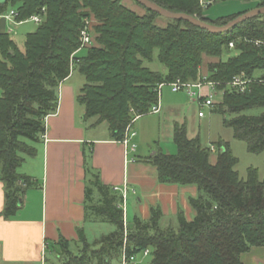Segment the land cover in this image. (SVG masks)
<instances>
[{"label":"trees","instance_id":"1","mask_svg":"<svg viewBox=\"0 0 264 264\" xmlns=\"http://www.w3.org/2000/svg\"><path fill=\"white\" fill-rule=\"evenodd\" d=\"M151 1L215 25L248 11L213 20L203 14V0ZM256 1V7L264 6V0ZM8 5L17 12V21L34 14H43L44 20L27 34L25 51L9 32H0V180L6 186L2 211L6 218L17 213L23 196L38 185L19 169L27 157L38 154L45 119L57 111L60 83L74 66L85 77L77 95L85 107L84 118H96V124L107 122L112 138L118 141L125 138L133 119L149 113L159 102L161 84L200 79L206 55L218 59L209 63L208 79L219 82L218 89H225L218 110L240 113L264 106V73L254 75L257 69H264V14L228 31L211 33L178 19L167 18V24L160 26L155 19L162 15L142 4L146 11L139 14L121 0H0V14ZM87 20H93L90 31L95 41L87 45L84 56H78L85 47L81 34ZM231 42L238 53L224 59ZM155 49L166 72L145 65ZM242 72L254 78L247 89L226 88ZM224 122L247 142L249 151L264 150V112L237 115ZM173 139L176 154L159 151L147 161L157 167L160 182L198 187L200 195L190 198L195 217L188 219L180 211L178 227L163 228V211L157 206L151 208L148 220L135 216L134 226L129 228L122 194L103 183L86 155L87 220L109 222L115 229L89 241L84 227L79 228L77 240L86 247L80 253L71 250L76 240L72 243L60 237V255L69 253L61 264L121 263L124 247L129 255L150 248L148 264H243V253L264 246V179L258 170L252 167L247 179L241 178L235 169L238 159L224 144L213 163V148L204 146L199 136L189 137L185 123L175 122Z\"/></svg>","mask_w":264,"mask_h":264},{"label":"crops","instance_id":"2","mask_svg":"<svg viewBox=\"0 0 264 264\" xmlns=\"http://www.w3.org/2000/svg\"><path fill=\"white\" fill-rule=\"evenodd\" d=\"M0 21V32H8L6 18ZM84 83L77 66L60 83L58 109L45 119L38 154L27 157L19 169L38 185L26 192L22 206L9 218L2 215L6 186L0 180V264H61L57 242L60 237L77 240L88 217L86 155L103 183L131 188L125 146L112 138L109 125L99 132L97 119L84 118L85 107L77 100ZM241 258L243 264H264V246H253Z\"/></svg>","mask_w":264,"mask_h":264},{"label":"rangeland","instance_id":"3","mask_svg":"<svg viewBox=\"0 0 264 264\" xmlns=\"http://www.w3.org/2000/svg\"><path fill=\"white\" fill-rule=\"evenodd\" d=\"M121 1L139 14H144L146 11L136 0ZM211 3L202 4V6L204 8L203 14L213 20L250 10L257 6L256 0H216ZM11 10L12 7L8 5L7 10L1 13L0 17L10 14ZM6 21L8 23L6 31L10 33L11 38L17 44L18 48L25 51L27 34L35 31L40 23L31 19L17 23L14 17L6 19ZM167 22L168 20L164 16H158L155 19V23L160 26H165ZM92 23L93 20L90 24L92 25ZM12 28L16 32H10ZM91 34V42H94L95 34L94 32H91ZM87 50L88 47L86 45L79 52L78 56H84ZM237 53L238 51L231 48V51L224 52L223 58L226 59L228 56ZM158 54L159 50L155 49L153 58L146 60L145 65L154 71L166 72L167 68L160 62ZM0 59H2L1 50ZM217 60L207 55L204 56L201 75L207 76L209 63ZM263 73L264 69H257L254 75L259 77ZM206 91L207 87L205 86L203 87V92ZM1 94L2 90L0 89V96ZM222 95V90L219 89L214 96V102L216 103L214 108L208 105L201 106L197 100L189 96L186 90L173 91L170 84H165L161 90L160 111L149 112L136 119L133 125L136 136L133 138L132 143L136 144L137 148L130 154V157H133L135 161H131L128 170L132 185H130L131 188L126 203L124 201L122 202L125 210L126 225L129 228L134 226L135 216L148 220L152 215L151 208L157 206L163 211V216L160 221V225L163 228L178 227L177 210L179 212L182 211L188 219H193L196 215V210L191 205L190 198L200 195L198 187L194 184L181 185L160 182L157 167L147 161L149 156L159 151L170 154H176L178 152L177 145L173 139L175 122L185 123L189 137L199 136L204 146L213 148L211 152V161L213 163L217 161L220 148L222 147L221 145L224 144L237 157L238 162L235 169L241 178L247 179L249 169L253 167L258 170L259 177L264 179V150L258 153L249 151L247 142L237 138L234 134L233 127L226 125L224 122L225 119H231L237 115H260L264 112V106L245 109L240 113L223 112L217 109L222 101ZM199 111H203L204 116H199ZM107 125V122L100 124L97 131L104 132ZM84 227L89 241H93L102 234L109 233L115 229V226L109 222L93 221V219H88ZM85 249V244L79 242V240H76L71 246L73 253H80ZM59 252H63V250L60 248ZM68 255L69 253H63V261L68 258ZM136 255L137 259L141 261L140 264H148L152 259V254L150 253L145 256L143 250L137 252Z\"/></svg>","mask_w":264,"mask_h":264},{"label":"built area","instance_id":"4","mask_svg":"<svg viewBox=\"0 0 264 264\" xmlns=\"http://www.w3.org/2000/svg\"><path fill=\"white\" fill-rule=\"evenodd\" d=\"M211 3V0H206V1H202V4H208ZM17 15V12L12 9L10 11V14H6L4 15V17L6 19H11L12 17L15 18V16ZM16 19V18H15ZM29 19L37 22V23H42L44 20V15L43 14H34L32 15ZM28 20V19H26ZM24 20V21H26ZM17 21V20H16ZM23 21H17V23H22ZM90 20L86 21V26L84 27V29L82 30V34H81V40H82V46H86L91 44V40H92V34L90 31ZM10 32H16V30L14 28H12L10 30ZM256 44H260L261 42L259 40L255 41ZM230 47H234V43L231 42L230 43ZM254 80V78L248 76L245 72L240 73L239 75L235 76L232 81H230L227 85L226 88L232 90V91H238V92H244L247 87L250 85V83H252ZM165 84H170L172 86V90L173 91H180V90H186L189 94V96L191 98H193L194 100H197L201 106H213V108L216 106L215 102H214V96L217 94V92L219 91L218 89V84L219 82L213 81V80H209L208 79V75L207 76H203L196 80V81H188V82H184L181 80H177V81H173L170 83H163L160 85V90L162 89V86ZM207 87V91L203 92V87ZM225 91V89L222 90V93ZM161 99V98H160ZM160 111V100L157 104H155L150 112H158ZM199 116H204V112L203 111H199ZM138 118V116L132 120V122L130 123L126 136L125 138L120 141L126 148V154L128 155V161H135V159L133 157H130V154L136 150V144L132 143L133 138L136 136V131L133 129V122L136 121V119ZM114 190L118 191L122 194L123 197V201L124 203H126V199L128 196V193L130 191V188L128 187L127 184L123 185V186H114ZM121 206L124 209L123 204H121ZM125 211V210H124ZM144 251V255H148L151 253L150 248H146L143 250ZM141 261H139L137 259V255L136 253L129 255L126 252V247L123 250V254L121 257V264H140Z\"/></svg>","mask_w":264,"mask_h":264},{"label":"water","instance_id":"5","mask_svg":"<svg viewBox=\"0 0 264 264\" xmlns=\"http://www.w3.org/2000/svg\"><path fill=\"white\" fill-rule=\"evenodd\" d=\"M136 1L166 18L185 20L190 23H193L194 25L200 28L208 30L211 33H222L228 31L242 21L264 14V6H258L240 14L239 16H237L236 18L232 19L231 21H229L224 25H215L188 13L169 11L151 0H136Z\"/></svg>","mask_w":264,"mask_h":264}]
</instances>
